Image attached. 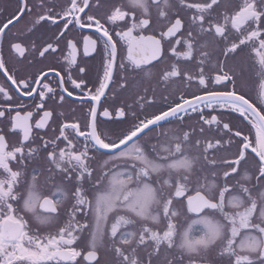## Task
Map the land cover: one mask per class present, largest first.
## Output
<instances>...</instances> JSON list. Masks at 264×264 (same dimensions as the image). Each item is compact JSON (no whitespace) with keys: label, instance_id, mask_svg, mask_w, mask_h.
Instances as JSON below:
<instances>
[{"label":"snow or ice","instance_id":"snow-or-ice-1","mask_svg":"<svg viewBox=\"0 0 264 264\" xmlns=\"http://www.w3.org/2000/svg\"><path fill=\"white\" fill-rule=\"evenodd\" d=\"M0 264H264V0H0Z\"/></svg>","mask_w":264,"mask_h":264}]
</instances>
